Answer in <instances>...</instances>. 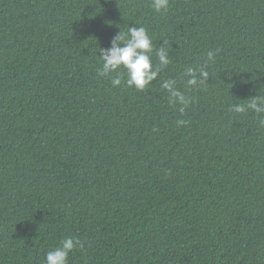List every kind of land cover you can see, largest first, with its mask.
<instances>
[{
    "label": "trees",
    "instance_id": "trees-1",
    "mask_svg": "<svg viewBox=\"0 0 264 264\" xmlns=\"http://www.w3.org/2000/svg\"><path fill=\"white\" fill-rule=\"evenodd\" d=\"M144 27L170 64L145 90L99 77ZM216 62L198 88L186 67ZM115 75V74H113ZM193 98L183 116L166 79ZM264 0H0V264H264ZM184 119L186 125L177 126Z\"/></svg>",
    "mask_w": 264,
    "mask_h": 264
},
{
    "label": "clouds",
    "instance_id": "clouds-1",
    "mask_svg": "<svg viewBox=\"0 0 264 264\" xmlns=\"http://www.w3.org/2000/svg\"><path fill=\"white\" fill-rule=\"evenodd\" d=\"M151 7L156 13L167 12L169 0H151ZM169 41L163 40V44L155 49L156 63H153L152 53L154 51L153 40L144 27H128L126 32L121 30L112 37L109 48H100V59L102 66L97 70L99 77H110L111 85L119 87L125 83L128 87H134L138 91L145 90L157 77L168 67L170 58L168 54ZM209 51L203 64L196 67L188 66L183 72L184 85L187 89L198 88L208 80L210 76L208 67L216 62V53ZM115 74V75H113ZM161 88L166 90L170 106L178 108L183 116L192 103L191 97L185 95L177 87V80L166 79L161 83ZM252 110L257 114L264 113V95L250 97L246 104H233L229 111L243 113ZM184 119H178L176 125H186ZM264 128V119L259 121ZM84 243L76 237H65L60 244L52 250L47 251L43 264H68V258L73 250L83 249Z\"/></svg>",
    "mask_w": 264,
    "mask_h": 264
}]
</instances>
